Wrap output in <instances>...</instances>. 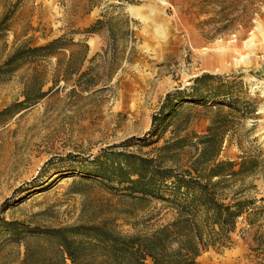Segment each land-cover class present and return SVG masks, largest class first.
Returning <instances> with one entry per match:
<instances>
[{
  "label": "rangeland",
  "instance_id": "obj_1",
  "mask_svg": "<svg viewBox=\"0 0 264 264\" xmlns=\"http://www.w3.org/2000/svg\"><path fill=\"white\" fill-rule=\"evenodd\" d=\"M112 4L130 17L134 30L133 50L123 59L106 54L107 34L78 32ZM5 17L11 19L0 35V68L18 48L62 36L87 40L89 53L79 73H66L67 50L60 51L59 64L55 56L0 75V111L23 100L27 88L36 96L43 81L48 91L15 116L0 118V264H60L46 240L17 241L5 221L44 228L105 222L134 234L174 219L164 203L120 197L82 179L96 176L81 168L108 146L156 139L153 117L167 94L180 91L188 100L195 79L205 73L221 77L212 84L229 90L234 108L225 105L227 98H206L141 152L155 155L156 147L185 137L189 143L178 159L186 167L198 156L196 135L210 126L220 134L226 128L218 160L256 159L254 173L233 182L229 198L242 195L264 207V0H0V23ZM80 48L72 47L76 53ZM97 52L103 56L92 62ZM73 64H80L77 56ZM90 66V77H81ZM91 78L98 84L87 89ZM134 144L129 150H139ZM232 236L231 247L204 252L200 264H250L255 256L248 253L264 251V216L251 225L242 218Z\"/></svg>",
  "mask_w": 264,
  "mask_h": 264
},
{
  "label": "trees",
  "instance_id": "obj_2",
  "mask_svg": "<svg viewBox=\"0 0 264 264\" xmlns=\"http://www.w3.org/2000/svg\"><path fill=\"white\" fill-rule=\"evenodd\" d=\"M10 19L5 17L1 21L0 35L8 31ZM78 32L89 36L107 34L109 44L105 52L112 53L113 57L118 55L123 59L133 50L131 19L123 11H117L114 4L111 10L107 9L94 23ZM74 46H81L79 52L72 49ZM67 50L71 54L66 63V73H79L89 53L87 40L76 41L75 37L62 36L43 45L18 48L0 68V75L16 70L23 62L37 66L55 56L59 64L60 51ZM76 56L80 60L78 66L73 64ZM100 56H103L101 52H97L91 61ZM94 70L90 66L80 76L90 77ZM217 80L222 81L220 76L209 73L197 77L188 100L182 99L180 91L168 93L160 113L153 117V124L158 129L156 139L132 138L120 146H108L91 160L93 166L81 168L96 176L83 175L82 179L96 182L120 197L140 203L155 200L164 203L174 210V219L153 230H139L134 234L116 232L105 222L44 228L5 221L6 229L17 241L29 238L46 240L54 248L60 264H69L68 260L71 264H200L199 258L204 252L210 249L221 252L231 247L232 235L242 218L251 225L256 218L264 216V207L258 206L255 199L242 195L229 198L230 191H234L233 182L254 173L256 159L218 160L226 128L224 134H220L219 129L213 126L207 134L195 136L197 140L192 145L198 156L189 166H181L178 159L179 151L189 143L185 137L176 136L175 140L156 147L155 155L141 152L143 147L158 142L175 119H187L191 106L206 104V98H227L224 100L226 104H221L234 108L229 90H225L223 84L213 85ZM45 84L43 81L36 96L27 88L24 99L0 111V118L13 117L43 99L48 93L43 90ZM97 84L91 78L85 87L89 89ZM131 142L138 145L139 150H129ZM29 249L27 246V257ZM253 255L255 259H251L250 264H264V251L253 249L247 254L248 257Z\"/></svg>",
  "mask_w": 264,
  "mask_h": 264
},
{
  "label": "bare ground",
  "instance_id": "obj_3",
  "mask_svg": "<svg viewBox=\"0 0 264 264\" xmlns=\"http://www.w3.org/2000/svg\"><path fill=\"white\" fill-rule=\"evenodd\" d=\"M131 12L134 13L135 15H138L140 13L137 7H131ZM217 58L218 56H215L214 59H217Z\"/></svg>",
  "mask_w": 264,
  "mask_h": 264
}]
</instances>
